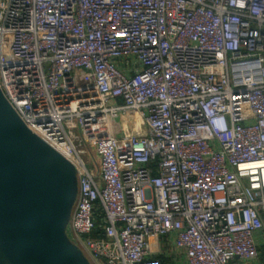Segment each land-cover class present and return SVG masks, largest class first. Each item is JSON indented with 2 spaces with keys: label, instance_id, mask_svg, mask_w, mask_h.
Segmentation results:
<instances>
[{
  "label": "built area",
  "instance_id": "2783aa9c",
  "mask_svg": "<svg viewBox=\"0 0 264 264\" xmlns=\"http://www.w3.org/2000/svg\"><path fill=\"white\" fill-rule=\"evenodd\" d=\"M0 88L91 264H264V0H0Z\"/></svg>",
  "mask_w": 264,
  "mask_h": 264
},
{
  "label": "water",
  "instance_id": "95a60500",
  "mask_svg": "<svg viewBox=\"0 0 264 264\" xmlns=\"http://www.w3.org/2000/svg\"><path fill=\"white\" fill-rule=\"evenodd\" d=\"M77 192L74 164L0 88V264H91L67 234Z\"/></svg>",
  "mask_w": 264,
  "mask_h": 264
},
{
  "label": "rangeland",
  "instance_id": "374dc122",
  "mask_svg": "<svg viewBox=\"0 0 264 264\" xmlns=\"http://www.w3.org/2000/svg\"><path fill=\"white\" fill-rule=\"evenodd\" d=\"M162 259H163L164 263H166V264H173V259L172 258L167 260V258L162 257Z\"/></svg>",
  "mask_w": 264,
  "mask_h": 264
},
{
  "label": "trees",
  "instance_id": "16d2710c",
  "mask_svg": "<svg viewBox=\"0 0 264 264\" xmlns=\"http://www.w3.org/2000/svg\"><path fill=\"white\" fill-rule=\"evenodd\" d=\"M166 264V263H165Z\"/></svg>",
  "mask_w": 264,
  "mask_h": 264
}]
</instances>
